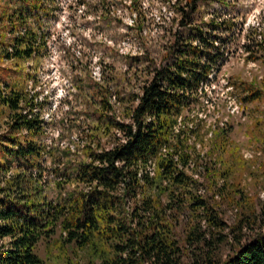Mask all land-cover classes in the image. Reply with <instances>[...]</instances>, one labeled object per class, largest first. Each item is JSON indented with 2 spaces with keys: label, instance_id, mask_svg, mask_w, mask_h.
Wrapping results in <instances>:
<instances>
[{
  "label": "trees",
  "instance_id": "obj_1",
  "mask_svg": "<svg viewBox=\"0 0 264 264\" xmlns=\"http://www.w3.org/2000/svg\"><path fill=\"white\" fill-rule=\"evenodd\" d=\"M204 1H149L158 6L160 24L169 19L177 27L169 29L162 60L137 91L127 87V69L114 73L110 86L78 83L93 118L90 135L82 157L62 167L45 165L58 155L43 139L37 93L10 74L0 79V264H264V198L255 200L242 185L243 175L264 182V163L256 168L230 128L207 126L197 109L232 39L241 37L232 15L203 21ZM54 2L0 0V70L19 73L23 62L42 56L43 19ZM108 4L100 0L97 14L111 20L117 9L106 11ZM127 9L130 29L140 33L143 0H129ZM254 27L243 35V50L249 61L264 63V29ZM7 61L12 67H2ZM231 84L241 103L253 104L246 134L264 150V76ZM102 135L111 138L109 147ZM206 141L210 147L201 154ZM201 170L206 186L195 177ZM47 183L54 196L46 194ZM218 201L237 208L233 224ZM229 235L231 253L222 257ZM42 241L46 257L37 252Z\"/></svg>",
  "mask_w": 264,
  "mask_h": 264
},
{
  "label": "rangeland",
  "instance_id": "obj_2",
  "mask_svg": "<svg viewBox=\"0 0 264 264\" xmlns=\"http://www.w3.org/2000/svg\"><path fill=\"white\" fill-rule=\"evenodd\" d=\"M86 1V4L80 5L76 0H55L49 16L43 19L47 47L42 56L23 62L19 73L0 70L1 81L10 74L23 80L30 93H37L46 129L43 139L48 148L58 155L55 161L47 159L45 165L48 168L62 167L63 162L80 159L82 147L89 140L93 118L90 113H86L85 98L77 88L78 83L85 79V86L95 81L110 86L113 74L121 75L127 69L126 76L130 79L127 87L137 91L139 85L150 77L152 64L162 60L165 47L171 40L169 29L177 27L169 19L163 24L159 23L158 6L150 5L151 0H143L142 11L146 15V21L140 33L130 29L133 26V16L127 9L129 0H107L109 4L106 11L117 9V15L111 14V20L98 16L100 0ZM162 11L168 17L174 15L168 9ZM199 14L203 21H207L212 15H232L236 19L235 29L241 31V37L232 39L229 44L230 52L222 59L223 62L212 77L207 94L197 109L199 108L207 126L219 124L230 128L229 136L240 146V153L245 158H255L254 166L258 168L264 163V150H256L249 143V136L246 134L255 110L253 104L240 102L238 98L241 92L231 83L248 82L264 76V63L249 61L243 50L244 33L253 25L257 26V31L264 29V0H206L201 4ZM2 67L10 68L12 63L7 61ZM110 141L109 136H101L102 146L109 147ZM209 147L210 143L206 141L203 148H198L203 154ZM46 171L49 172L47 178L53 179L51 170ZM195 177L207 185L204 170ZM243 178L242 185L249 195L255 200L263 199L264 182H255L249 175H243ZM204 191L205 187H201L200 192ZM45 192L48 196L55 195L52 183L46 184ZM219 201L217 206L224 211L223 219L229 225L233 224L238 218L237 208ZM184 218L187 219V214ZM182 222L183 220L180 221L181 224L178 223V231L182 228ZM228 229L229 227L224 231L227 232ZM232 237L229 235L228 243L221 245L222 257L231 253ZM37 252L41 257H46L43 241L39 243ZM62 263L59 260L52 264Z\"/></svg>",
  "mask_w": 264,
  "mask_h": 264
}]
</instances>
